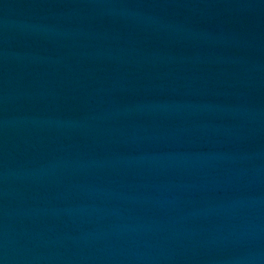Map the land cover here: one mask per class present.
<instances>
[{
  "label": "water",
  "instance_id": "obj_1",
  "mask_svg": "<svg viewBox=\"0 0 264 264\" xmlns=\"http://www.w3.org/2000/svg\"><path fill=\"white\" fill-rule=\"evenodd\" d=\"M0 264H264V0H0Z\"/></svg>",
  "mask_w": 264,
  "mask_h": 264
}]
</instances>
